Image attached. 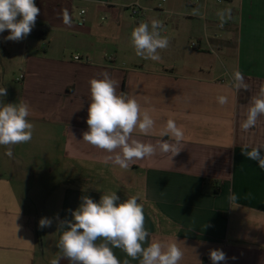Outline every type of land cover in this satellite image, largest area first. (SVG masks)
<instances>
[{
	"label": "crops",
	"instance_id": "0c3cea01",
	"mask_svg": "<svg viewBox=\"0 0 264 264\" xmlns=\"http://www.w3.org/2000/svg\"><path fill=\"white\" fill-rule=\"evenodd\" d=\"M148 1L139 0L144 8ZM210 2L189 3L180 16L171 11L183 32H163L170 43L158 50L159 61L137 55L130 60L135 26L118 7L109 9L106 24L89 20L81 28L58 12L55 21L39 23L46 39L30 33L22 41H6L8 49L0 44L2 55L17 51L22 67L9 87L0 68V86L7 89L0 105L27 102V119L34 125L31 141L11 146V157L0 146V264H51L61 255L56 217L71 220L69 210L79 206L82 196L98 202L112 192L121 201L138 197L143 205L150 233L145 247L153 240L176 241L184 251L181 264H212L210 249L226 254L221 264H264V170L242 153L264 143V116L247 132L241 127L252 98L264 86V0ZM192 41L197 49L183 48L182 42ZM236 71L247 89L232 86ZM103 72L118 82L117 93L134 97L156 121L152 135L137 131V139L170 141L160 135L169 119L183 128L178 154L158 153L122 169L105 162L108 153L83 141L88 82ZM220 95L228 97L226 105L218 104ZM65 168L75 187L43 194L35 208L26 186H45L56 173L64 180ZM44 217L53 222L41 229ZM113 251L121 264L126 259L139 264L120 249Z\"/></svg>",
	"mask_w": 264,
	"mask_h": 264
},
{
	"label": "clouds",
	"instance_id": "9594fccd",
	"mask_svg": "<svg viewBox=\"0 0 264 264\" xmlns=\"http://www.w3.org/2000/svg\"><path fill=\"white\" fill-rule=\"evenodd\" d=\"M40 8L35 0H0V34L8 31L5 41L24 40L35 28ZM68 18L65 15V22ZM163 25L158 20L142 22L131 32V44L135 54L145 60L159 61L158 50L167 49L169 39L161 35ZM101 78H91L90 103L87 109L86 124L88 130L82 133L84 142L109 155L105 162L111 161L122 169H128L135 161L159 154L171 153L172 157L181 149L178 145L184 140V130L174 119L167 120L160 131L162 137L156 144L145 143L135 137V133L150 136L154 133L156 121L148 109L132 96L117 93L118 82L107 72ZM232 86L237 90L247 89L242 73L232 75ZM7 95L6 87H0V97ZM220 105L228 103L226 95L217 97ZM30 106L27 102L5 103L0 105V146H5L6 155L11 157V146L28 143L33 136L34 125L27 119ZM264 116V86H261L247 108L241 125L247 132L257 125ZM248 159L256 161L264 170V143L250 151L242 150ZM236 200L235 194L230 197ZM71 212V220H60L57 216V231L61 232L56 247L61 253L51 264H60L61 259L68 264H121L113 249H120L127 257L138 259L139 264H181L184 251L176 241L153 240L145 228L143 205L138 197L121 201L116 192L101 195L99 201L82 196L79 206ZM52 219L41 218L39 228L52 226ZM207 227V225H205ZM212 264L227 261L221 249H210ZM123 264H129L124 260Z\"/></svg>",
	"mask_w": 264,
	"mask_h": 264
},
{
	"label": "rangeland",
	"instance_id": "374dc122",
	"mask_svg": "<svg viewBox=\"0 0 264 264\" xmlns=\"http://www.w3.org/2000/svg\"><path fill=\"white\" fill-rule=\"evenodd\" d=\"M136 1L137 0H35L36 5L40 8V15L37 17L35 28H37L36 30L40 29L39 23L41 21H55V15L58 12L63 14V18H65V15H67V18L70 22L75 21L76 26L78 28H81L78 25L77 21L80 19L79 14L82 10L86 11V23L84 24V27L88 26L89 20H92L93 22L98 23L100 25L106 24L111 19V16L108 13L111 7H118L119 12H121L125 17H127V21L129 23H132L136 27L138 25L137 19L132 18V11L129 9V7L126 8L125 6H123L125 4L130 3L132 6L136 3ZM200 1L203 0H149L145 8L143 6V8L145 9L144 17L141 18L139 21L140 23H150L152 20L160 21L163 25L161 29L162 36H164V31L169 32L174 29L183 32L182 28L177 22V18H179L180 15H183L182 13H185L188 10L190 6L189 3H191L193 7V5L195 6L199 4ZM216 1L217 0H211L210 4H218ZM106 3H113L115 4V6L107 5ZM160 4L163 5L164 12H161L156 9ZM171 11H174V13L177 12L179 16H173ZM192 42H189V44H185L184 42H182L183 48L191 50L190 45ZM1 43L5 45L6 49L9 48V45H11V43L6 42L4 38L0 39V44ZM128 56L130 60H133L136 56L135 50H131ZM19 58L20 56H18L17 51H8V54L6 56L5 54L2 55L0 53L1 76L2 79L5 78L6 85L8 87L12 85V83L15 84L16 79L21 74L22 67L20 65ZM0 87H4L2 83ZM2 98L4 100V97ZM61 177L62 176L57 173L54 174V176L50 178L49 183H47L45 186L40 184V182H29L26 187L28 190H31V193L33 195L32 200L35 203V208L36 203H41L43 194L53 196L55 192H58L61 189V186H65V188L75 187L76 182L72 180L66 168L64 180L60 179ZM27 179L29 180V178ZM56 179L57 182L61 181V183L63 182V184L57 185Z\"/></svg>",
	"mask_w": 264,
	"mask_h": 264
},
{
	"label": "built area",
	"instance_id": "2783aa9c",
	"mask_svg": "<svg viewBox=\"0 0 264 264\" xmlns=\"http://www.w3.org/2000/svg\"><path fill=\"white\" fill-rule=\"evenodd\" d=\"M219 2H221V0H218ZM129 9L132 11V18H135L137 20H140L141 18L144 17V8L140 5L139 0L136 1L135 4H133L132 6L129 7ZM157 10L164 12L163 10V5L160 4L158 5V7L156 8ZM80 19L77 21L79 26H84V24L86 23V11L82 10L79 14ZM220 28H222V26H220ZM191 49H197L198 48V43L197 42H192L190 45ZM76 60H79V57H76Z\"/></svg>",
	"mask_w": 264,
	"mask_h": 264
},
{
	"label": "trees",
	"instance_id": "16d2710c",
	"mask_svg": "<svg viewBox=\"0 0 264 264\" xmlns=\"http://www.w3.org/2000/svg\"><path fill=\"white\" fill-rule=\"evenodd\" d=\"M31 37L34 39H46L47 32L44 30H32ZM37 237H38V242L41 245V235L38 233Z\"/></svg>",
	"mask_w": 264,
	"mask_h": 264
}]
</instances>
